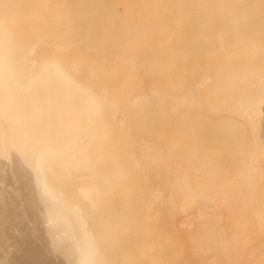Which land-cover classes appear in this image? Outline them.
Returning <instances> with one entry per match:
<instances>
[{
	"label": "bare ground",
	"instance_id": "1",
	"mask_svg": "<svg viewBox=\"0 0 264 264\" xmlns=\"http://www.w3.org/2000/svg\"><path fill=\"white\" fill-rule=\"evenodd\" d=\"M0 264H264V0H0Z\"/></svg>",
	"mask_w": 264,
	"mask_h": 264
}]
</instances>
